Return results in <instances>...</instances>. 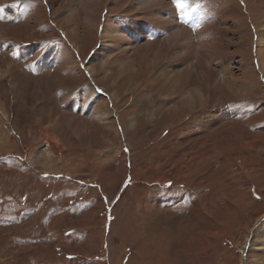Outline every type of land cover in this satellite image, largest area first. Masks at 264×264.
<instances>
[{
  "label": "rangeland",
  "instance_id": "374dc122",
  "mask_svg": "<svg viewBox=\"0 0 264 264\" xmlns=\"http://www.w3.org/2000/svg\"><path fill=\"white\" fill-rule=\"evenodd\" d=\"M132 1L0 0V264H264L263 0H229L215 78L167 81L159 38L102 49Z\"/></svg>",
  "mask_w": 264,
  "mask_h": 264
},
{
  "label": "bare ground",
  "instance_id": "6f19581e",
  "mask_svg": "<svg viewBox=\"0 0 264 264\" xmlns=\"http://www.w3.org/2000/svg\"><path fill=\"white\" fill-rule=\"evenodd\" d=\"M85 1L87 2V4H89L92 0H85ZM132 2L137 4V7L139 6L138 9L139 8L140 9L138 10V12L141 10L142 13H145L148 16L147 18H145L147 20H145V22L140 27L138 26V24L137 25L135 24V21H129L127 25L116 26V27L113 22L112 23L109 22V24L104 23L105 25L103 26L102 44H101L102 49H105L107 44L110 43V47L112 49H121V51L119 52V55L121 56L122 54L126 53L128 50L134 49L135 48L134 45L142 36L152 37L153 41H155L156 38L157 39L159 38L162 44L160 51L163 53L166 59L165 60L166 65H163L161 67L157 65V59H159L160 56L159 53H161V52H157L154 53L156 55L154 56V60L152 61V66L150 69H151V74L154 73L155 79L166 78V81L167 79H171V77H174L175 72L173 71L177 66L186 64V62L191 57H193V55L196 58L195 59L196 62L193 65L195 71L199 69L200 73L207 76L208 78L216 77V72L215 70L212 69V65H211L212 63L222 61L223 60L222 58L225 57L231 58V55L226 51V47L228 46L226 44L227 42L226 34L228 33V31H231V29L234 30L238 29L239 26L242 25V18H241V12L236 8V6L233 5L234 3L233 4L230 3L229 0H190L193 7H195L197 2L201 4V7L197 9L195 12H193L191 8H185L184 11L189 12L190 14L187 15L186 17L183 15L181 17L179 15L178 18H176L177 16H175V14L181 12V9L177 5H175V7L172 5L174 8H170L167 11H165L164 13L165 15L162 13V10H160L159 6L161 3L163 2L165 3V0H133ZM165 4H167V2ZM91 6L92 5H90V7ZM93 12L94 11L91 10L88 14L91 15V13ZM226 20L232 21L231 23L233 24L231 28H228V26H226L227 28L222 27L223 24L221 23H223ZM189 22H191V26L195 27V25H197L196 27L197 38L200 42V44L198 43L199 47L197 46L198 47V49H196L197 51H194L193 48L191 49V47L187 48L188 45L185 46V44L188 43L187 31L190 28H187L186 26L188 25ZM197 22L198 24H195ZM219 24H221L222 26L220 27ZM260 24L262 25L261 26L262 28L258 35V46H259V52L262 55L261 56V59L263 60L262 65L264 66V18L262 19ZM122 45H125L126 48H124V46L122 47ZM194 61L191 60V62L193 63ZM230 67L228 65V69H227L228 71ZM227 74L230 76H226L225 80L223 79L224 80L223 83L220 81L218 82V80H215V82L211 87L212 94L220 93L222 94V97L225 99L229 98L228 96H230L228 95V93H230L231 91L229 92L227 91L228 89L227 83H229V81L231 80L232 78L231 74L233 73L230 74L228 72ZM197 77L198 79L201 80L200 78L201 76L199 74H197ZM242 79L246 80L247 78L241 77L239 81ZM233 81H235L234 78L232 79V82ZM53 150H55V147H53Z\"/></svg>",
  "mask_w": 264,
  "mask_h": 264
},
{
  "label": "snow or ice",
  "instance_id": "6c2138e0",
  "mask_svg": "<svg viewBox=\"0 0 264 264\" xmlns=\"http://www.w3.org/2000/svg\"><path fill=\"white\" fill-rule=\"evenodd\" d=\"M173 3L181 9L182 15L185 17L190 14L189 12L184 11L185 8H191L192 11L195 12L201 7V4L199 2H197L195 7H193L190 0H173Z\"/></svg>",
  "mask_w": 264,
  "mask_h": 264
}]
</instances>
